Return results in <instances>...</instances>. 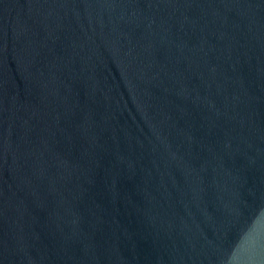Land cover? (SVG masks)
I'll use <instances>...</instances> for the list:
<instances>
[{
	"label": "water",
	"instance_id": "1",
	"mask_svg": "<svg viewBox=\"0 0 264 264\" xmlns=\"http://www.w3.org/2000/svg\"><path fill=\"white\" fill-rule=\"evenodd\" d=\"M0 264H264V0H0Z\"/></svg>",
	"mask_w": 264,
	"mask_h": 264
}]
</instances>
